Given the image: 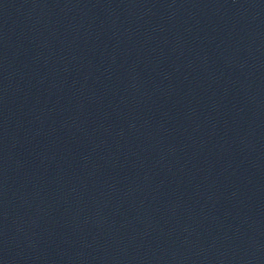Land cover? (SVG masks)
<instances>
[{
  "label": "water",
  "instance_id": "obj_1",
  "mask_svg": "<svg viewBox=\"0 0 264 264\" xmlns=\"http://www.w3.org/2000/svg\"><path fill=\"white\" fill-rule=\"evenodd\" d=\"M0 264H264V0H0Z\"/></svg>",
  "mask_w": 264,
  "mask_h": 264
}]
</instances>
